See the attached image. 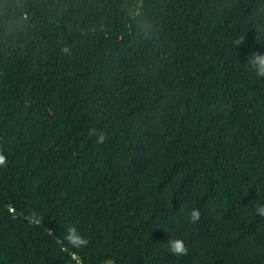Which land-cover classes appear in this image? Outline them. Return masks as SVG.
<instances>
[{"label":"trees","instance_id":"trees-1","mask_svg":"<svg viewBox=\"0 0 264 264\" xmlns=\"http://www.w3.org/2000/svg\"><path fill=\"white\" fill-rule=\"evenodd\" d=\"M261 52L264 0H0V264H264Z\"/></svg>","mask_w":264,"mask_h":264},{"label":"clouds","instance_id":"clouds-1","mask_svg":"<svg viewBox=\"0 0 264 264\" xmlns=\"http://www.w3.org/2000/svg\"><path fill=\"white\" fill-rule=\"evenodd\" d=\"M249 63L257 76H264V52L253 53L249 58ZM4 161L5 156L3 154H0V165H2ZM259 211L264 212V208H260ZM192 216L193 218H195L196 216H198V213L196 211H193ZM65 238L74 247H79L80 245L87 243L86 239L79 234L75 227L72 226L67 229V235ZM168 246L170 250L176 254H181L186 251L184 243L180 239L170 240Z\"/></svg>","mask_w":264,"mask_h":264}]
</instances>
